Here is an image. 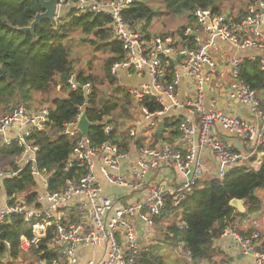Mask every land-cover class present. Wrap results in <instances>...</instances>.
<instances>
[{"label":"built area","instance_id":"1","mask_svg":"<svg viewBox=\"0 0 264 264\" xmlns=\"http://www.w3.org/2000/svg\"><path fill=\"white\" fill-rule=\"evenodd\" d=\"M133 2L134 0H59V12L64 9L66 13L73 11L76 15L109 16L111 20L110 38L121 42L125 53L124 60L115 63L111 72L116 77L124 73L128 77L143 75L147 78L139 85L125 86V90L139 103V107L146 115L153 113L148 108L141 106L146 97H150L161 105V109L155 112H162L167 100L160 94L161 91L167 94V97L175 100L180 94L183 77L188 76L194 83V96L186 99L185 102L180 100L177 103L181 104L188 114L199 117L197 122L199 125L198 142L203 139L205 134L207 135L208 142L205 144V148L211 150V154L217 162L224 163L226 169L224 177L232 169L254 170L256 168L254 163L259 161L261 154L264 153L261 150L264 146V126L218 108L217 95H214L206 105L207 92L204 91L203 85L208 83L210 87L214 80L213 71L217 68V63L205 50L199 31H204L210 37L209 41L216 38L230 43L236 48L258 49L259 55L252 60L258 61L260 69L264 71V0H254L247 7L245 15L239 19L231 17L226 12L213 13L211 9L197 8L194 11L196 27L188 26L183 32L184 36L194 38V46L178 45L179 38L173 35L149 36L144 31V23L133 24L127 21L124 12ZM194 31L196 36L192 35ZM179 54L182 55V58L176 63ZM241 61L238 57L230 59L232 83L228 95L250 105L251 113L263 117L264 110L256 91L239 77ZM172 63L174 67H171ZM68 85L72 91H81L85 96L91 95L94 90L90 82L81 84L75 73L69 76ZM196 105H199L200 108L197 109ZM175 106L173 105V107ZM90 107L88 103L80 107L77 118L66 123L63 130V134L74 142L72 152L65 164V170L80 164L85 173L79 177L67 179L64 186L55 191H51L49 188L50 175L38 166L40 147L33 138V134L36 132L46 131L50 116L49 107L30 108L26 104L20 103L0 117V153L2 149L8 151L15 147L21 149V154L11 157L14 158L13 167L8 170H0V225L7 223L13 215L23 217V226L32 234L31 238L27 234L21 235L23 251L38 248L42 240L46 239L50 232L53 233L54 236L47 243L46 250L52 255V258L39 259L38 264H47L48 261L51 264H64L70 245L56 241L61 239L64 234H68L70 229L75 232V238L79 239L81 245L89 243L91 231L88 228L83 229L84 238H79L81 231L79 220L89 215V208L93 205L96 209L107 206L108 196H102L100 202L97 203L98 193L104 190L101 179L107 177V181L110 183L128 184V181L123 178L114 177L113 172L109 169L122 168L124 163H130L129 170L137 167L129 159L123 160L122 163L119 162V158L132 153V149L123 150L118 144L111 141L103 143L99 149H96L92 146L90 138L81 134L77 128L78 122L82 112ZM182 113L179 112L172 116L181 117L179 125L184 124L187 120V116L181 115ZM166 117L168 116H165L164 120ZM152 118L155 120L157 117L153 116ZM109 125L111 124H107L106 127ZM217 125L229 135L244 142L246 148H235L228 141L219 138L215 134ZM151 127L149 125V129ZM186 127L191 130L192 124L188 123ZM112 130L113 126L108 127V134ZM178 131L179 134H182L179 126ZM156 132L157 129L154 133L156 134ZM153 139L156 142L160 141ZM148 143L149 141L137 146L134 152L141 148L147 152L146 145ZM147 155L148 161H151L152 153L147 152ZM2 158L0 157V162ZM153 164L154 162L148 163L143 157L140 158V167H152ZM25 168H29L30 174L34 178V189L28 193L8 195L5 182L8 179L19 177ZM218 170L217 163L216 171ZM132 174L135 176L136 173ZM203 176H205V169L200 177L189 181L187 187L184 186V183H179L175 187V191L167 196L172 197L173 203L178 206L192 192ZM214 177L221 179L218 175ZM144 187L149 188L148 185ZM158 189L159 186L156 190ZM29 194H35L32 204L28 203ZM73 194L81 197L74 203L70 200ZM133 207V204L126 203L125 210L117 209V214L121 218L126 213L130 215L129 210ZM145 211H147V202L141 205V214ZM57 215H59V220L56 219ZM92 215L94 217L96 213L93 212ZM153 219L155 220V218ZM118 225L119 221L114 220L113 226ZM38 229L39 234L37 233ZM57 233H61V237H58ZM124 234L129 235V232L125 231ZM229 234L234 235L243 254L254 257L253 264H264L261 255H258V253L264 254V249L258 248L260 241L258 232H252L247 236L226 230L223 236ZM137 243L139 244L140 241L137 240ZM103 244L104 241L101 242V246ZM148 247L149 245L147 249ZM56 251H60L61 256ZM41 252H45V250ZM199 264H205V262ZM207 264L212 263L207 262Z\"/></svg>","mask_w":264,"mask_h":264},{"label":"trees","instance_id":"2","mask_svg":"<svg viewBox=\"0 0 264 264\" xmlns=\"http://www.w3.org/2000/svg\"><path fill=\"white\" fill-rule=\"evenodd\" d=\"M231 1L233 0H163L167 12L186 17L187 25L177 33L171 34L179 38L177 44L194 46V38L184 36L183 32L187 26L196 27L194 11L197 8L221 13L225 12L226 3ZM41 10L37 0H0V113L5 114L20 103L32 108L30 102L38 96L44 97L43 101L50 104L47 129L36 132L33 138L40 147L38 166L50 175L49 188L55 191L62 188L67 179L85 173L80 164L65 170L74 142L63 134L65 124L77 118L79 108L84 104L91 106L87 109V118L94 123L89 134L94 148L99 149L103 143L111 141L123 150H129L132 145H140L141 137L138 136L127 144L121 142L118 136L121 121L112 116L124 105H127L125 112L129 113L133 103L132 96L126 92L122 96L116 95L117 99L114 93H111L110 97L100 94L99 85L104 83L114 88V92H120L118 77L112 74L111 68L125 58L121 42L110 38L109 16L76 15L71 11L58 17L56 28L50 21H43L36 28V38L31 33H21L17 30L29 26ZM158 13V9L150 5V0H134L124 12V17L133 24L144 23V31L150 36L148 28ZM75 33L82 36L93 35L97 38L93 41L95 49H101L108 54L103 63L101 77L82 69L74 71L72 50L66 41H73ZM160 35L170 34L166 32ZM171 67H174L173 63ZM72 73L76 74L81 84L92 83L94 90L91 95L85 96L81 91L70 89L68 78ZM239 77L256 91L263 108L264 71L260 69L258 61L247 60L241 63ZM62 92H66V95H62ZM120 98H124V102H119ZM141 106L148 108L150 112L161 109V105L150 97H146ZM180 120V117H166L163 123L164 133L169 131L170 135H179ZM107 124H111L113 130L105 135ZM152 136L155 140L159 139L155 133ZM162 136L164 138V134ZM261 150L264 152V146ZM19 154L21 149L16 147L10 151L2 149L0 157L11 158ZM4 185L6 193L13 195L32 191L35 181L29 168H25L19 177L8 179ZM259 189H264V163L258 170L232 169L223 179L210 177L203 182L199 181L192 192L175 206L173 219L179 223L170 226L169 233L164 234L162 241L157 238L158 242L150 244L142 253L145 264H164L160 250L177 247L180 243L189 252L193 264H219L216 258L221 252L214 248V240L237 220H247L263 208V200L257 195ZM234 198L245 201V213L229 206V202ZM166 199L170 204L173 203L172 197L167 196ZM34 200L35 194H29L28 203H34ZM252 232L253 229H249L243 235L248 236ZM22 234L32 237L23 226L21 215H13L7 223L0 225V264H13L3 261L7 256L18 261L20 252L23 251ZM53 236L50 232L40 246L33 249L38 259L52 258L46 250L47 243ZM260 248L264 249V245ZM43 250L45 252H41ZM231 260L228 258L226 264H231ZM221 264H225L223 258Z\"/></svg>","mask_w":264,"mask_h":264},{"label":"clouds","instance_id":"3","mask_svg":"<svg viewBox=\"0 0 264 264\" xmlns=\"http://www.w3.org/2000/svg\"><path fill=\"white\" fill-rule=\"evenodd\" d=\"M160 94L165 96L167 100L162 112L146 115L133 99L132 109L134 111H132L131 116L124 110L127 105L122 106L112 114L121 121L120 132L118 133L121 142L131 143L137 135H148L149 143L146 148L147 152L152 153V160L148 161L147 152L141 148L139 151L119 158L121 163L123 160L129 159L137 166L136 168L132 170L109 169L113 172L114 177H121L128 181V184L110 183L107 181V177L104 178V190L98 193L97 203L100 202L102 196H108L107 206L96 209L93 205L89 208V215L79 220L81 224L79 238H84L83 229L88 228L91 231L89 243L81 245L79 239L75 238V232L71 229L68 234H64L62 237L61 233L56 234L61 237L56 242L69 243L70 245L64 264H145L142 253L147 249V246L157 243V238L162 241L164 234L169 233L170 226L179 223L178 220L173 219L175 204H170L166 199L167 194L175 191V185L184 183V186L187 187L189 181L203 174L204 169L209 166L206 162L209 161L218 163L219 170L214 175L223 179L224 171H226L224 163L212 161L211 150L205 148V144L208 142L207 135L205 134L203 139L198 142L199 125L197 121L199 117L185 113L187 120L184 124L179 125L182 134L173 136L169 134V131H166L163 140L159 142L152 140L157 125L165 122V116L172 117L174 114L184 111L182 105L177 103L183 99V94L178 95L175 100L167 97L163 91ZM193 103L195 102L193 101ZM173 105L176 106L173 107ZM195 107L200 108L199 105ZM248 110L251 111L250 105ZM235 114L240 115L238 111ZM153 116L157 118L153 120ZM188 123L192 124L191 130L186 127ZM131 125H135V127H131ZM149 125L152 126L150 129ZM108 127H112V125L105 127V135L108 133ZM144 129L149 130L145 133ZM141 157L148 163L154 162L153 166L140 167ZM133 172L136 173L135 176H133ZM145 185H148L149 188L146 189ZM157 186H159L158 190H156ZM129 193L134 194L128 196ZM117 195L128 196L126 203L134 205L129 210L130 215L126 213L121 218L117 214V209L124 211L126 207V203L117 200ZM80 198L73 194L70 200L74 203ZM137 201L139 202L137 203ZM145 202H147V211L141 214V205H144ZM240 210L243 211L244 209L241 208ZM93 212L96 213L94 217ZM56 219L59 220V215L56 216ZM114 220L119 221L118 226H113ZM125 231H128L129 235H125ZM37 233L39 234V229ZM137 240L140 241L139 244ZM102 241H104L103 246H101ZM258 255H261V260L264 261V254L258 253ZM249 259H254V257ZM169 264H185L183 254L177 252Z\"/></svg>","mask_w":264,"mask_h":264},{"label":"crops","instance_id":"4","mask_svg":"<svg viewBox=\"0 0 264 264\" xmlns=\"http://www.w3.org/2000/svg\"><path fill=\"white\" fill-rule=\"evenodd\" d=\"M253 1L254 0H233L231 2L226 3L225 12L231 15V17L233 18L239 19L245 15L247 7ZM148 32L150 33V36H158L151 32L150 27L148 28ZM199 35L203 39V46L205 50L212 56V58L217 63V68L213 71V74L217 77L216 78L217 80L213 81L210 84L209 91L206 93L207 94L205 97L206 105L209 104L210 99L214 95H217L218 108L230 114H235V112L238 111L240 113V115L238 116H241L242 118L257 123L261 126H264V116L258 117L254 115L253 113H251V111L248 110L249 107L248 105L242 103L241 101H237V99H233L228 95L229 87L232 83L230 59L232 57H238L239 59L242 60L241 63H243L244 61L254 59L257 55H259L260 51L255 48H236L230 43H227L225 41L216 38H212L211 41H209L210 37L204 31H199ZM146 79L147 78L144 77L143 75H135L128 77L124 73H121L118 76L120 90H125L126 85L128 86L139 85L142 82H144ZM193 90H194L193 81L188 76H184L181 82L180 94H179V95L183 94V99L181 101L185 102L186 99L194 96ZM136 103L139 105L137 101ZM263 108H264V104H263ZM185 113L188 112L185 110L181 115H185ZM171 118L176 119V117H171ZM143 131L147 133L148 129H144ZM215 134L218 135L219 138L228 141L235 148L238 149L246 148L244 142H241L237 140L236 137L229 135L218 125L215 128ZM138 136L141 137L140 145L143 144L144 142L149 141V137H147L148 136L147 134L138 135ZM164 138L162 136V138H159L157 140H163ZM152 140H154L153 137ZM137 146H139V144L132 145L130 149H132V151L134 152V149ZM211 156H212V161H216L215 157L212 154ZM206 163H208L209 166L205 168V176H203L200 182H202V180L205 181L207 178L214 177L215 176L214 173L217 170V163H212L211 161ZM263 163H264V153L261 154L260 160L254 163V166H256L255 170L260 169ZM129 165L130 163L127 164L124 163V166L122 168L129 169L130 168ZM101 181L104 187L105 179L102 178ZM177 185H175V187ZM132 194L134 193H129L128 196ZM128 196L117 195V198H119L118 200L119 202L126 203ZM249 229H253V232H258L260 234V241L258 244V248H260L262 244L264 245V205L260 211L253 213L247 220L244 221L237 220L233 224V226L231 225L226 230H232L235 233L244 234ZM213 246L215 249L221 252V255L217 256L216 258L219 264H221L222 258L224 259L225 264L228 258L232 259L231 264H253V259H249L250 257L253 256L242 253L234 235L229 234L223 236V234H221L219 238L214 240ZM33 253L35 254V252Z\"/></svg>","mask_w":264,"mask_h":264},{"label":"rangeland","instance_id":"5","mask_svg":"<svg viewBox=\"0 0 264 264\" xmlns=\"http://www.w3.org/2000/svg\"><path fill=\"white\" fill-rule=\"evenodd\" d=\"M252 3V2H251ZM250 3V4H251ZM150 5L154 8L158 9L159 13L153 18L150 29L153 34L160 35L163 33L173 34L177 33L179 29H181L184 25H187L185 15H176L165 10L163 0H150ZM58 16H62L66 14V10L62 9L58 13ZM188 27V26H187ZM93 35L82 36L80 33L74 34V39L71 42L66 41V44L70 46L72 50V58L74 59V71L78 72L79 70H83L87 73H93L98 76L103 75V63L108 56L103 50L95 49L93 41H95ZM217 77L214 76V80ZM120 85V84H119ZM101 91L100 94L104 96H111V93H114L115 98L118 99L117 96H122L126 94L125 90H120L114 92V88H110L107 83L99 85ZM62 95H66V92H62ZM117 95V96H116ZM44 97L38 96L37 99L30 102L32 108H43L48 107L50 104L47 101H43ZM134 99V98H133ZM119 102H124V98H120ZM132 107H130L128 115L131 116ZM2 113V112H1ZM0 113V116H1ZM3 114V113H2ZM131 127H135V125H131ZM148 137V136H147ZM14 158H2L0 162V170H8L13 167ZM203 182V180H202ZM257 195L262 198L263 205H264V189H259L257 191ZM33 249L29 251H22L20 252V256L18 261L13 260L9 256L5 257L3 260L6 263H13V264H38L39 259L33 253ZM177 252L182 253L185 258V264H193L192 261L189 259V252L185 249L183 244H179L177 247H172L169 249H161L160 254L163 255L165 263L169 264V262L176 256ZM58 255L61 256L60 251H56Z\"/></svg>","mask_w":264,"mask_h":264},{"label":"water","instance_id":"6","mask_svg":"<svg viewBox=\"0 0 264 264\" xmlns=\"http://www.w3.org/2000/svg\"><path fill=\"white\" fill-rule=\"evenodd\" d=\"M40 5H41V12L38 13L32 23L24 28H18L17 30L21 33H31L34 38H36V28L43 22V21H50L54 28L57 27L58 25V13H59V0H37ZM193 36H196V32L194 31L192 33ZM182 58V55L177 56L176 63L179 59ZM203 89L205 92L209 91V85L208 83H205L203 85ZM237 101H240L237 99ZM94 126V123L88 120L87 118V110H84L82 112V115L79 119L78 126L77 128L81 132L83 136L89 137L90 130ZM164 125L163 123L158 125L157 127V136L159 138L162 137V134L164 132ZM229 206L236 209L240 213H245L246 212V207H245V201L243 199H237L234 198L229 202ZM243 208L244 210L241 211L240 209ZM47 264H51L50 261L47 262Z\"/></svg>","mask_w":264,"mask_h":264}]
</instances>
